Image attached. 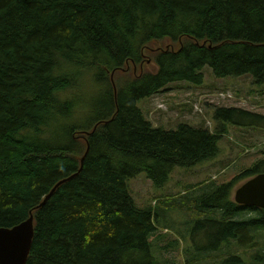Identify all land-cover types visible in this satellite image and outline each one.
<instances>
[{"label": "trees", "instance_id": "16d2710c", "mask_svg": "<svg viewBox=\"0 0 264 264\" xmlns=\"http://www.w3.org/2000/svg\"><path fill=\"white\" fill-rule=\"evenodd\" d=\"M181 38L156 53V71L115 89L113 71ZM205 67L264 85V0H0V228L34 216L27 264H174L160 250L180 240L154 239L170 207L192 213L186 264H264V209L232 199L235 181L190 185L158 210L129 189L141 173L162 188L177 168L219 156L220 134L155 126L138 106L175 83L202 86ZM214 119L264 127V115L238 107ZM260 173L264 158L238 177Z\"/></svg>", "mask_w": 264, "mask_h": 264}, {"label": "rangeland", "instance_id": "374dc122", "mask_svg": "<svg viewBox=\"0 0 264 264\" xmlns=\"http://www.w3.org/2000/svg\"><path fill=\"white\" fill-rule=\"evenodd\" d=\"M186 39L181 38L177 42L164 40L146 46L140 64L131 62L122 71H113L110 74L115 89L119 80H128L156 71V53L165 48L177 50ZM204 72L205 82L202 86L175 83L141 100L138 106L155 126L169 129L175 128L180 122H187L193 125L202 124L212 133L220 134V154L212 161L190 168H177L162 188L157 187L145 173L137 175L129 181V189L140 207L148 206L156 210L165 208V201L183 196L188 186L203 181L210 182L209 180H216L218 184L235 181L232 190L234 199L236 189L247 180L239 178L238 175L243 169L264 158V127L245 128L221 124L214 119L216 109L222 107H238L264 115V85L258 86L251 76L218 78L210 67H205ZM84 111L89 114L92 108L85 107ZM81 143L84 144V139H81ZM170 208L164 211L166 221L162 222L154 239L157 246L163 248L180 240L177 250L171 247L159 250L163 259H174V264H186L184 245H189L190 241L182 240V234L186 226L190 225L188 220H192V213L185 208ZM247 252L245 255L251 260L254 249H248ZM240 253L244 254V250ZM214 260L219 261L218 258Z\"/></svg>", "mask_w": 264, "mask_h": 264}, {"label": "water", "instance_id": "95a60500", "mask_svg": "<svg viewBox=\"0 0 264 264\" xmlns=\"http://www.w3.org/2000/svg\"><path fill=\"white\" fill-rule=\"evenodd\" d=\"M76 174L60 181L40 206L52 196L62 183L70 180ZM234 200L244 206L264 209V173L257 174L240 185L235 191ZM34 234L33 215L13 228H0V264H27Z\"/></svg>", "mask_w": 264, "mask_h": 264}]
</instances>
